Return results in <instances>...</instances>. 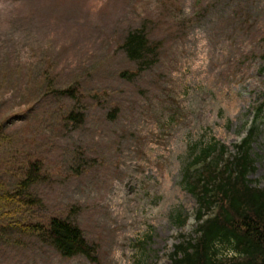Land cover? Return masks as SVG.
<instances>
[{
  "label": "rangeland",
  "instance_id": "1",
  "mask_svg": "<svg viewBox=\"0 0 264 264\" xmlns=\"http://www.w3.org/2000/svg\"><path fill=\"white\" fill-rule=\"evenodd\" d=\"M142 26L144 63L121 47ZM253 117L264 189V0H0V195L40 164L36 202L0 205V264H169L196 236L183 169L216 141L232 154ZM55 217L94 260L24 228Z\"/></svg>",
  "mask_w": 264,
  "mask_h": 264
},
{
  "label": "trees",
  "instance_id": "2",
  "mask_svg": "<svg viewBox=\"0 0 264 264\" xmlns=\"http://www.w3.org/2000/svg\"><path fill=\"white\" fill-rule=\"evenodd\" d=\"M147 37L143 30H133L125 36L121 47L129 59L144 63L148 54L155 57L154 50L160 43L149 42ZM71 118L78 123L83 115L71 113ZM251 136L238 146L239 155L231 161L223 160L221 151L213 157L215 149L208 145L193 160L200 161V168L189 171L186 167L183 171L182 187L195 196L199 205L196 236L175 246L170 264H264V189L252 186L247 177L254 170L249 154ZM39 173V163L29 162L26 175L15 190L0 195V205L36 202L26 191ZM202 210L213 212L203 218ZM24 228L39 235L63 257L82 254L94 260L96 246L67 220L55 217L46 227L36 223ZM224 248L231 252L230 257L221 254Z\"/></svg>",
  "mask_w": 264,
  "mask_h": 264
}]
</instances>
